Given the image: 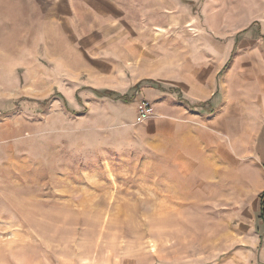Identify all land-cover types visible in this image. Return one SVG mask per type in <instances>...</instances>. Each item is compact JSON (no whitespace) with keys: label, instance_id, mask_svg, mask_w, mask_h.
Masks as SVG:
<instances>
[{"label":"rangeland","instance_id":"rangeland-1","mask_svg":"<svg viewBox=\"0 0 264 264\" xmlns=\"http://www.w3.org/2000/svg\"><path fill=\"white\" fill-rule=\"evenodd\" d=\"M57 1L0 0V264H217L218 213L155 147L153 101L130 120L133 101L57 76ZM237 2L230 18H250L209 36V69L262 100L264 0Z\"/></svg>","mask_w":264,"mask_h":264},{"label":"crops","instance_id":"crops-1","mask_svg":"<svg viewBox=\"0 0 264 264\" xmlns=\"http://www.w3.org/2000/svg\"><path fill=\"white\" fill-rule=\"evenodd\" d=\"M57 2L59 16L46 17L56 20L57 76L102 97L126 95L113 100L135 103L130 120L139 100L153 101L155 147L167 143L165 154H175L183 178L200 189L203 211L218 213L217 264H264V99L230 92L207 60L210 35L232 36L248 22V15L230 18L240 3ZM173 94L189 106L175 107Z\"/></svg>","mask_w":264,"mask_h":264},{"label":"built area","instance_id":"built-area-1","mask_svg":"<svg viewBox=\"0 0 264 264\" xmlns=\"http://www.w3.org/2000/svg\"><path fill=\"white\" fill-rule=\"evenodd\" d=\"M136 111H137V119L143 120L153 113L152 103L149 100L141 99L136 104ZM262 174L264 176V165L262 167ZM262 197L264 198V196Z\"/></svg>","mask_w":264,"mask_h":264},{"label":"trees","instance_id":"trees-1","mask_svg":"<svg viewBox=\"0 0 264 264\" xmlns=\"http://www.w3.org/2000/svg\"><path fill=\"white\" fill-rule=\"evenodd\" d=\"M262 37L264 38V35H262ZM106 95H108L109 97L111 96L110 93H105ZM113 99H120L122 101H128V97L126 95H119V96H116L114 97ZM261 214L263 215L264 214V207L261 208Z\"/></svg>","mask_w":264,"mask_h":264}]
</instances>
